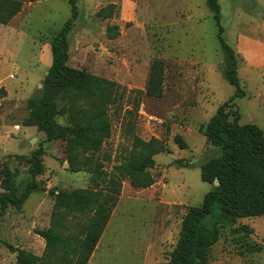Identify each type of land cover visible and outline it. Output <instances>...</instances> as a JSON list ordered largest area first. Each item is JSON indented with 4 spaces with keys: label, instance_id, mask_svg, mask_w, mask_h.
Masks as SVG:
<instances>
[{
    "label": "rangeland",
    "instance_id": "374dc122",
    "mask_svg": "<svg viewBox=\"0 0 264 264\" xmlns=\"http://www.w3.org/2000/svg\"><path fill=\"white\" fill-rule=\"evenodd\" d=\"M21 12L0 25V196L8 167L16 194L32 181L30 153L42 148L44 171L35 178L37 189L23 203L0 217V264H15L16 251L42 255L44 241L37 232L49 227L52 188L62 191L90 186L85 173L67 171L65 142L46 143L43 134L22 126L26 102L38 98L51 66L50 43L69 18L67 0H18ZM223 37L238 59V79L244 98L227 109L229 121L254 125L264 133V0H218ZM113 5L110 19L97 17ZM78 18L68 36L67 66L117 83L127 90L123 107L139 104L131 134L144 141H161L170 154L154 158V185L135 190L124 182L118 203L88 264H168L189 208L199 207L212 187L201 182L200 168L219 157L202 128L234 89L220 68L225 54L205 0H77ZM118 27L109 40L108 27ZM164 65L161 99L144 96L153 61ZM130 92V93H129ZM135 101V102H134ZM67 126L65 116L56 118ZM180 136L187 150H179ZM28 138H32L27 141ZM131 148L127 122L112 119L110 137L98 159L107 172L121 164ZM240 226L252 234L238 231ZM253 240V241H252ZM6 246L12 248V252ZM262 247L253 263L244 256ZM210 264H264V218L243 219L220 228L209 254Z\"/></svg>",
    "mask_w": 264,
    "mask_h": 264
},
{
    "label": "trees",
    "instance_id": "16d2710c",
    "mask_svg": "<svg viewBox=\"0 0 264 264\" xmlns=\"http://www.w3.org/2000/svg\"><path fill=\"white\" fill-rule=\"evenodd\" d=\"M67 2L69 18L50 43L51 66L43 80L41 96L26 102L27 116L22 126L35 128L44 135L46 143L65 142L67 171L87 174L90 186L72 191L57 188L47 191L53 198L49 227L36 233L44 241L42 255L16 251L15 264H88L118 203L122 184L128 182L135 190L151 188L155 183L151 174L154 158L170 154L161 141L154 138L144 141L131 134L139 104L123 107L125 88L67 66L68 36L79 14L77 0ZM205 7L212 15L217 40L225 54L220 72L234 94L217 108L207 123L206 132L201 131L207 142L219 151V157L200 168L201 182L212 188L199 207L187 210L168 264H210L209 254L219 240L223 225L234 226L243 219L264 218V133L254 125H239L236 118L229 121L227 109L231 102L245 97L237 74L238 59L223 37L218 0H205ZM21 9L22 2L18 0H0V25H7ZM114 9L109 5L99 10L97 17L110 19ZM117 31V26L108 27L107 38H117ZM163 83L164 65L155 60L149 68L144 96L161 99ZM0 93L4 94L3 90ZM121 112L131 136V148L124 161L107 172L97 156L110 137L112 119ZM60 116L67 118V126L56 122ZM173 141L179 150L188 149L182 137L175 136ZM42 155V148L33 152L28 170L32 181L20 195L14 188L13 173L6 168L0 217L10 208L20 211L28 196L37 189L46 191L45 186L35 182L44 171ZM215 180L218 187L213 186ZM238 231L254 232L248 226H240ZM6 247L12 252L10 246Z\"/></svg>",
    "mask_w": 264,
    "mask_h": 264
},
{
    "label": "crops",
    "instance_id": "0c3cea01",
    "mask_svg": "<svg viewBox=\"0 0 264 264\" xmlns=\"http://www.w3.org/2000/svg\"><path fill=\"white\" fill-rule=\"evenodd\" d=\"M25 128H33V127H25ZM35 129V128H34ZM32 138H28L27 141L31 140ZM252 229V228H251ZM253 241V240H252ZM262 247H257V251L251 253V254H246L244 257L247 258V261L249 258H251L250 262L253 263V260H256L257 255L261 252Z\"/></svg>",
    "mask_w": 264,
    "mask_h": 264
},
{
    "label": "water",
    "instance_id": "95a60500",
    "mask_svg": "<svg viewBox=\"0 0 264 264\" xmlns=\"http://www.w3.org/2000/svg\"><path fill=\"white\" fill-rule=\"evenodd\" d=\"M206 129H207V125H205V126L203 127L202 132L205 133V132H206ZM209 145H210V148H211V149H213V150L215 149V147H214L211 143H209ZM29 157H30V158L32 157V153H30ZM218 185H219L218 181L215 180L214 183H213V186H214V187H218ZM15 186H17V182H15ZM16 255H17V254H16Z\"/></svg>",
    "mask_w": 264,
    "mask_h": 264
}]
</instances>
